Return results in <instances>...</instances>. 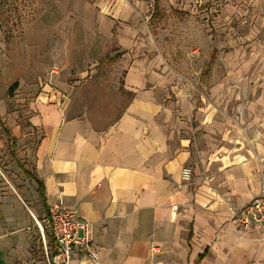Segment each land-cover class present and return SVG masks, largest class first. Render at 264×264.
I'll return each instance as SVG.
<instances>
[{"label": "crops", "instance_id": "obj_1", "mask_svg": "<svg viewBox=\"0 0 264 264\" xmlns=\"http://www.w3.org/2000/svg\"><path fill=\"white\" fill-rule=\"evenodd\" d=\"M130 43L116 46L129 52ZM64 62L69 70L57 72L41 61L16 77L3 109L0 100L4 114L15 99L10 132L31 151L46 207L61 200L90 223L101 249L96 264H217L237 229L228 207L246 203L263 173L239 154L227 163L226 147L216 149L214 114L196 105L192 91L169 87L171 75L152 69L147 57L118 58L116 95L125 102L108 123L92 116L87 68L71 72ZM226 127L223 121L218 140ZM186 165L188 181L180 175ZM71 264L94 263L73 253Z\"/></svg>", "mask_w": 264, "mask_h": 264}, {"label": "rangeland", "instance_id": "obj_2", "mask_svg": "<svg viewBox=\"0 0 264 264\" xmlns=\"http://www.w3.org/2000/svg\"><path fill=\"white\" fill-rule=\"evenodd\" d=\"M155 6L161 16L150 23ZM126 39L129 52L116 46ZM124 53L147 57L152 69L171 75L165 83L174 90L192 91L196 105L214 114L216 149L226 147V162L239 154L264 182V0H0L2 109L17 76L41 61L68 71L65 61L71 72L87 68L92 116L108 123L125 102L116 95L123 71L116 62ZM9 108L0 114V264H46L35 221L45 211L24 172L33 173L31 151L11 144L15 99ZM223 121L228 136L218 140ZM42 230L49 240L44 223ZM228 242L217 264H264V231L235 229Z\"/></svg>", "mask_w": 264, "mask_h": 264}, {"label": "built area", "instance_id": "obj_3", "mask_svg": "<svg viewBox=\"0 0 264 264\" xmlns=\"http://www.w3.org/2000/svg\"><path fill=\"white\" fill-rule=\"evenodd\" d=\"M191 173L189 166L182 167L181 179L190 180ZM228 209L239 232L264 231V182L246 203ZM35 221L41 229L46 264H71L73 253H80L82 258L94 264L98 262L101 249L92 241L90 223L61 200L49 204L45 216L41 220L35 218ZM42 223L50 231V239L47 241Z\"/></svg>", "mask_w": 264, "mask_h": 264}, {"label": "trees", "instance_id": "obj_4", "mask_svg": "<svg viewBox=\"0 0 264 264\" xmlns=\"http://www.w3.org/2000/svg\"><path fill=\"white\" fill-rule=\"evenodd\" d=\"M155 5H157V3H155ZM155 9H156V6H155L154 11L152 12L150 18H149V22H150V23L152 22V19H153L154 17H160V16H161V13L157 12ZM13 86H15V83L12 85V87H13ZM10 88H11V87H9V90H10ZM11 90H12V89H11ZM7 135H8V137H9L10 140H11V144L14 145V143H15V141H16V140H15V137L12 135V133H11L10 131H7ZM11 154H13V151H12ZM24 170H25V169H24ZM24 172H25V174H26L29 178H31V179L36 183V186H37V193L39 194L40 201H41V203H42V205H43V207H44V211L46 212V211H47V207H46V205H45V201H44V187H43L42 182L39 181V180L37 179V177H36V175H35L34 173H31V172H29V171H27V170H25ZM206 252H207V250H205L204 253H201V254L199 255V258H202V257L205 255Z\"/></svg>", "mask_w": 264, "mask_h": 264}, {"label": "bare ground", "instance_id": "obj_5", "mask_svg": "<svg viewBox=\"0 0 264 264\" xmlns=\"http://www.w3.org/2000/svg\"><path fill=\"white\" fill-rule=\"evenodd\" d=\"M242 160H243V158H242Z\"/></svg>", "mask_w": 264, "mask_h": 264}]
</instances>
